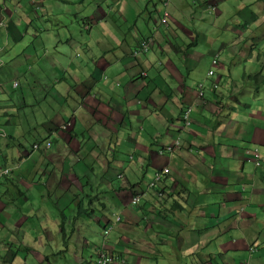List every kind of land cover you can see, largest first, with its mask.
<instances>
[{
	"label": "crops",
	"instance_id": "crops-1",
	"mask_svg": "<svg viewBox=\"0 0 264 264\" xmlns=\"http://www.w3.org/2000/svg\"><path fill=\"white\" fill-rule=\"evenodd\" d=\"M89 1L0 0V165L11 168L0 179V264H60V251L86 264L102 243L124 260L114 264H264V50L258 86L246 71L196 77L178 58L207 43L196 28L207 0L136 11L138 0ZM78 12L90 23H73ZM244 26L222 47L230 55L247 44ZM146 35L152 46L133 56Z\"/></svg>",
	"mask_w": 264,
	"mask_h": 264
},
{
	"label": "rangeland",
	"instance_id": "rangeland-1",
	"mask_svg": "<svg viewBox=\"0 0 264 264\" xmlns=\"http://www.w3.org/2000/svg\"><path fill=\"white\" fill-rule=\"evenodd\" d=\"M153 1L159 10L160 9L159 3L157 2V0H153ZM185 2L188 4L190 8L193 9L197 8V2L193 3V0H185ZM212 4H216V5H212ZM242 6H246L245 10L238 12V9L241 8ZM263 6H264V0H207V11H204L202 13V17L205 18L204 23H200L199 25H196V28L198 30L206 34L207 43L198 41L195 48L193 49V52L190 51L191 53L185 57H179L178 63L182 67H186L184 68L185 72H187V68H188V70H190V72L193 73L196 77H204L208 69H210L214 73L213 75H215L216 73L222 74L223 76L225 75V78L230 77L233 82H235L233 75L236 72L246 71V73L248 74L252 72L251 73L252 75H254V73H257L258 81L256 86L260 85V81L263 80L262 76H260L259 74L262 59L258 58L261 56L257 54L264 50V44L262 46L260 44H257L255 47L254 42L264 41V37H262V39H260V37H257L259 35V32L264 30V23L260 21V17L264 15V13H262L263 8H261ZM132 7L135 10L145 9V7L151 10L153 9V4L145 0H138V2L132 3ZM212 7L213 10H211ZM86 8L87 6L85 7V9ZM252 11L256 12L257 20H253L250 24H245V21H247L248 17L251 18ZM80 13L81 12H78L77 15L78 17L76 16V13L72 14L71 21H73V23L75 18L77 19L76 20L77 24H81V22L83 23V21L84 22L87 21L88 18L85 16V14L83 13L80 14ZM154 15L156 18L155 11H154ZM244 16H246V18L243 21L242 19ZM143 17L141 14H139L138 22L139 21L142 22ZM173 17L176 19H180L181 15L175 13ZM237 19H239L240 21H237ZM239 23L241 25H245L244 30L239 35V37L241 41L247 39V44L244 45L242 50H240L238 54L235 56V55H230V53L228 51L223 50L222 47L225 43L233 39L235 34L231 29L233 27H237V24ZM149 26H150V21H149ZM253 37H256L254 42L251 40V38ZM138 45L139 43L137 44L136 47H138ZM236 45L237 47L241 46V44L240 45L236 44ZM244 52L246 53V57L242 58V54ZM248 53H250V55H247ZM193 57L195 58L194 61L192 60ZM182 58L185 61H183ZM213 58L216 59L217 62L219 61V63L216 65L211 64V60ZM262 73L264 74V72ZM212 76L207 75L208 79ZM230 78H228L227 81H229ZM252 79L253 77L251 78V81ZM244 81H245V87H247V83L249 79L245 78ZM252 87L253 84H251V88ZM5 89L8 90L7 86L5 87ZM250 94L252 98V95L254 94L252 93V90ZM256 94L258 93L256 92ZM237 97L240 99L241 94L238 95ZM34 107H36L37 111L43 110L45 108V104L43 102H40L35 104ZM24 108L26 107H23L22 109ZM32 143H33L32 141H28V142H24V145L28 148ZM58 224L59 227H61V221ZM61 237L62 236L59 234V241L62 239ZM72 239L74 240V238ZM59 241H58L59 243L58 248L60 246L61 247L64 246V244ZM52 243L53 245H55V241ZM54 253L57 255H55ZM54 253L51 254L52 256L50 255L53 261H57L60 264H66L67 262L66 260L68 259L69 262H72V259L70 258V256L68 257L67 252L60 251Z\"/></svg>",
	"mask_w": 264,
	"mask_h": 264
},
{
	"label": "clouds",
	"instance_id": "clouds-1",
	"mask_svg": "<svg viewBox=\"0 0 264 264\" xmlns=\"http://www.w3.org/2000/svg\"><path fill=\"white\" fill-rule=\"evenodd\" d=\"M167 2H168V0H163V2H162V3H163V6H166ZM211 10H213V7L211 8ZM164 11H167V9H166L165 7H164V9H163V11H162V17H163V13H164ZM167 14H168V15H167V17H168V16H169L168 11H167ZM162 17H161V19H163ZM167 17L165 18V21L167 20ZM162 21H163V20H162ZM163 22H164V21H163ZM148 37L152 38V40H153V37H152V36H146V37L141 38L140 40L145 39V38H148ZM152 44H153V42H152ZM152 44H151V46H152ZM151 46H150V47H151ZM150 47H149V48H150ZM149 48H148V50H149ZM148 50H147V51H148ZM145 52H146V51H145ZM143 53H144V52H143ZM211 64H212V60H211ZM209 70H210V69H208V71H207V75H208V76L213 75V74H210V75L208 74ZM199 84H202V83H199ZM13 85L16 86V85H17V82H14ZM202 87H203V84H202V86H201L200 88H202ZM199 96H202V90L199 91ZM188 108L190 109L189 115H188L187 119H184L185 110L188 109ZM186 109H185L184 112L181 114V120L183 121V124H184V125H188V124L190 123V121H191V119H190V115H191V111H192L191 106H187ZM46 142H49V145H48V146H46V144H45ZM42 143H43V145H45L46 147H49V146H50V141L37 142V144H38V148H40V146H41ZM33 144H34V143H33ZM178 145H179V141H178V139H175L174 142H173V145H171V146H167L165 149L171 151L172 148H173L174 146H178ZM32 146H33V145H32ZM32 146H31V147H32ZM38 148H37V149H38ZM32 150H36V148H33V147H32ZM0 166H2V165H0ZM164 168H166L167 171H166V172H162L161 180L156 181V182H155V185H154L153 187H149L148 184H149L150 181L153 180L155 174H156L157 172H161ZM167 172H168V168H167V167H163V168H161L160 170L156 171V172L153 174V177H152V178L148 181V183H147L148 188H150V189H155L156 185L159 184V183L162 181L163 176H164ZM0 179H1V178H0ZM134 197H137V200L133 202V198H134ZM140 197H141V194H139V193H136L135 195L133 194V196L131 197V200H130L131 204H136V203H138ZM118 220H119V216L116 215L115 218H114V220H113V221H110V224H109L108 226H106L105 228H103L102 234H103V237H104V238L108 235L109 231L112 229V224H114V222H117ZM250 247H254V246H250ZM250 247H248V249H249ZM255 250H256V247H254V251H255ZM249 251H250V250H249ZM254 251H252V252H254ZM101 252H102V253H105V254H110V255H111L112 260H111L110 262H108L107 264H114V263H116V262H121V261L123 262V261H124V260H122L120 257L117 258V260H118V261H117L116 258H115V256L113 255V253L110 252V251H108V250H107V247L102 243V245H100L99 248L95 249V252L93 253L92 257H91L89 260H87V263H86V264H97V260L101 257V256L99 255ZM250 252H251V251H250ZM252 252H251V253H252ZM247 264H248V263H247Z\"/></svg>",
	"mask_w": 264,
	"mask_h": 264
},
{
	"label": "built area",
	"instance_id": "built-area-1",
	"mask_svg": "<svg viewBox=\"0 0 264 264\" xmlns=\"http://www.w3.org/2000/svg\"><path fill=\"white\" fill-rule=\"evenodd\" d=\"M167 15H168L167 14V11H164L163 17H162L163 18L162 19L163 21H165V18L167 17ZM152 42H153V40L150 37L140 40L138 47L135 48L132 51V55L133 56H136V55H138L140 53H143V52L147 51L148 48L151 46ZM216 63H217V60L213 58L212 59V64L215 65ZM208 74L209 75L210 74H213V72L211 70H209ZM201 86H202V84H199V87H201ZM189 112H190V109L189 108L185 110L184 119H187V117L189 115ZM45 144H46V146H48L49 145V142H46ZM32 147L37 149L38 148V144L37 143H34ZM254 155L256 157L255 158V162H256V164H258L259 163V155H258V153H254ZM10 171H11V168L10 167L0 166V178H2L3 176L8 175L10 173ZM166 171H167V169L164 168L161 172H157L155 174L153 180L149 182L148 186L149 187H153L155 185V182L156 181L161 180L162 172H166ZM136 200H137V197H134L133 198V202L136 201ZM249 250L251 252L254 251V247H250ZM99 255L101 257L97 260V264H107L108 262H110L112 260V257H111L110 254H105V253H102L101 252ZM240 264H247V261H243Z\"/></svg>",
	"mask_w": 264,
	"mask_h": 264
},
{
	"label": "bare ground",
	"instance_id": "bare-ground-1",
	"mask_svg": "<svg viewBox=\"0 0 264 264\" xmlns=\"http://www.w3.org/2000/svg\"><path fill=\"white\" fill-rule=\"evenodd\" d=\"M89 1V0H88ZM91 1V0H90ZM89 1V2H90ZM112 1V0H111ZM121 1V0H120ZM128 1V0H127ZM88 2V3H89ZM95 2V1H94ZM96 2H98L97 0H96ZM108 2V1H107ZM130 2V1H129ZM2 3V2H1ZM79 3H81V2H79ZM78 3V4H79ZM125 3V2H124ZM96 4V3H95ZM100 4V3H99ZM102 4V3H101ZM100 4V5H101ZM105 4V3H104ZM120 4V3H119ZM80 5V4H79ZM87 5H89V4H87ZM91 5V4H90ZM106 5V4H105ZM107 5H109V4H107ZM155 5V4H154ZM81 6H83V5H81ZM92 6V5H91ZM99 6V5H98ZM101 6H103V4L101 5ZM131 6H132V3H131ZM2 7V6H1ZM172 7V6H171ZM93 8V7H92ZM173 8V7H172ZM171 8V9H172ZM2 9V8H1ZM107 11V10H106ZM110 11V10H109ZM136 11V10H135ZM91 12V11H90ZM105 13V12H104ZM138 13V12H137ZM2 14V13H1ZM75 14V13H74ZM81 14V13H80ZM90 14V13H89ZM106 14V13H105ZM77 15V14H76ZM83 15V14H82ZM114 15H115V13H114ZM152 15V14H151ZM71 16V15H70ZM84 16V15H83ZM111 17H112V15H110ZM68 18H69V16H67ZM78 17V16H77ZM103 17V16H102ZM141 17V16H140ZM82 18V17H81ZM84 18V17H83ZM107 18V17H106ZM80 20H82V19H80ZM85 20V19H84ZM88 20V19H87ZM94 20V19H93ZM104 20V19H103ZM107 20V19H106ZM110 20V19H109ZM149 20V19H148ZM3 21V20H2ZM78 21H79V19H78ZM146 21V20H145ZM84 22V21H83ZM86 22H89V21H86ZM103 22V21H102ZM149 22V21H148ZM90 23V22H89ZM81 24L83 25V23L81 22ZM85 24V23H84ZM95 24V23H94ZM96 24H98V22L96 23ZM165 25V24H164ZM1 26V25H0ZM3 26V25H2ZM84 26V25H83ZM145 26H146V24H145ZM86 28V27H85ZM88 28V27H87ZM66 30V29H65ZM80 30V29H79ZM86 30V29H85ZM90 30V29H89ZM146 30V29H145ZM148 30V29H147ZM169 30V29H168ZM232 30V29H231ZM81 31V30H80ZM122 31V30H121ZM71 32V31H70ZM95 32V31H94ZM125 32V31H124ZM123 32V33H124ZM90 33V32H89ZM7 34V33H6ZM88 34V33H87ZM86 34V35H87ZM103 34V33H102ZM149 34V33H148ZM8 35V34H7ZM84 35H85V33H84ZM9 36V35H8ZM83 36V35H82ZM105 36V35H104ZM147 36V35H146ZM156 36V35H155ZM61 37V36H60ZM80 38H81V36H79ZM70 38H71V36H70ZM157 38V37H156ZM83 39H85V38H83ZM174 39V38H173ZM86 40V39H85ZM101 40V39H100ZM124 40V39H123ZM134 40L136 41L137 40V38L135 39L134 38ZM77 41V40H76ZM91 41V40H90ZM140 41V40H139ZM78 42V41H77ZM102 42V41H101ZM69 43H70V41H69ZM71 43H72V41H71ZM89 43V42H88ZM100 43V42H99ZM91 44V43H90ZM89 44V46H91ZM87 45V44H86ZM97 45H98V43H97ZM101 45H102V43H101ZM101 45H100V47H101ZM2 46V45H1ZM69 46H70V44H69ZM88 47V46H87ZM99 47V46H98ZM104 47V46H103ZM82 48V47H81ZM106 48V47H105ZM135 48H137V47H135ZM186 48H188V47H186ZM100 49V48H99ZM102 49V48H101ZM107 50V49H106ZM82 51H83V48H82ZM108 51V50H107ZM145 56H147V55H145ZM101 57V56H100ZM102 67V66H101ZM147 73V72H146ZM144 79V78H143ZM162 153V152H161Z\"/></svg>",
	"mask_w": 264,
	"mask_h": 264
},
{
	"label": "trees",
	"instance_id": "trees-1",
	"mask_svg": "<svg viewBox=\"0 0 264 264\" xmlns=\"http://www.w3.org/2000/svg\"><path fill=\"white\" fill-rule=\"evenodd\" d=\"M263 11H264V9H263ZM217 63H218V62H217ZM217 63H216V64H217ZM2 64H3V60L0 58V66H1ZM216 64H215V65H216ZM213 74H214V73H213ZM211 76H212V75H211ZM216 86H217L216 84L213 85L214 88H215ZM32 145H33V144H32ZM9 174H10V173H9ZM9 174H8V175H9ZM6 177H7V175H6ZM6 177L3 176L2 178H6ZM2 178H1V179H2Z\"/></svg>",
	"mask_w": 264,
	"mask_h": 264
}]
</instances>
